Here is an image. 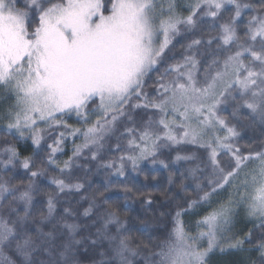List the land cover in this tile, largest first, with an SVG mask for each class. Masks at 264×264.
Segmentation results:
<instances>
[{"label":"snow or ice","instance_id":"1","mask_svg":"<svg viewBox=\"0 0 264 264\" xmlns=\"http://www.w3.org/2000/svg\"><path fill=\"white\" fill-rule=\"evenodd\" d=\"M217 255L264 264V0H0V264Z\"/></svg>","mask_w":264,"mask_h":264},{"label":"trees","instance_id":"2","mask_svg":"<svg viewBox=\"0 0 264 264\" xmlns=\"http://www.w3.org/2000/svg\"><path fill=\"white\" fill-rule=\"evenodd\" d=\"M256 135L258 136L259 133L257 132ZM251 136H253V133L250 131L248 133V137ZM248 137H246L245 140H242L241 143H249ZM66 158V156L62 157V159ZM168 176L169 172L162 170L161 172L155 174V179H152V177L150 176L147 181L144 180L143 175L136 177L135 179H133L131 176L129 177L127 181V187L130 188L132 191L130 193V198L128 199L127 203L130 207L122 210L120 214L122 218H127L129 220V227L133 229V232L131 233L132 235L138 237H146L147 232L136 231V229H141L146 224L149 228L154 225L155 220L153 212L147 210L145 206L141 204L140 201L142 196H158L161 190L168 187ZM88 179L93 181V184L92 188L89 189L88 193H86L87 195H91L92 192H95L97 190L103 191L102 183L104 180V175H90ZM113 181L114 183L112 185V189L108 193H106V195H110L113 197L111 204L123 205L125 203L124 187L115 178H113ZM16 182L18 183L19 181ZM145 185L147 186L145 187ZM46 190L50 191L51 189ZM154 207L158 208L159 205L156 204L154 205ZM156 215H158V213Z\"/></svg>","mask_w":264,"mask_h":264},{"label":"rangeland","instance_id":"3","mask_svg":"<svg viewBox=\"0 0 264 264\" xmlns=\"http://www.w3.org/2000/svg\"><path fill=\"white\" fill-rule=\"evenodd\" d=\"M239 256H214L210 259L209 264H239Z\"/></svg>","mask_w":264,"mask_h":264}]
</instances>
